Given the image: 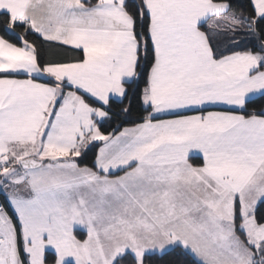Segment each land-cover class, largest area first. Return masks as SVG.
Wrapping results in <instances>:
<instances>
[{
	"label": "crops",
	"instance_id": "obj_1",
	"mask_svg": "<svg viewBox=\"0 0 264 264\" xmlns=\"http://www.w3.org/2000/svg\"><path fill=\"white\" fill-rule=\"evenodd\" d=\"M251 1L255 9V0ZM144 2L155 59L142 100L151 111L144 119L106 135L100 133L97 123L105 117L110 99L125 97V83L133 80L138 64L139 44L124 0H0V12L28 19L43 39L83 52L80 61L40 66L33 46L24 38L19 36L20 44H13L0 35V159H7L4 162L9 165L10 159L18 156L19 160L31 161L26 168H36L43 159L42 152L67 147L59 157L46 161L69 158L77 165L78 156L98 142L94 166H77L85 174L71 183L80 191L71 192L69 198L74 202L68 214L84 219L73 227V232L77 229L86 233L83 238L75 235L78 240L86 241L88 233L100 234L123 253L143 241L162 244L161 224L170 230L177 214L181 218L200 211L201 217L212 219L222 212L229 217L230 212L235 214L238 198L232 204L235 194L222 198L214 194L209 202L200 200V195L186 194L178 195L176 201L180 203L171 205V194L156 197L128 190L116 194L106 186L99 194H84L81 189L90 181L110 182L132 175L128 183L139 186L153 166H169L170 180L173 166L201 168L189 158L198 155L203 163L206 150L213 152L214 172L215 161L224 158L220 152L240 146L238 166L264 163V108L259 112H246L244 108L247 99L264 92V69H259L264 63V49L227 51L216 57L211 48V40L218 43L217 48L224 45L222 50L233 48L237 39L248 37L249 24L229 10L226 2ZM8 30L13 31L12 23ZM248 121L256 127H246ZM105 144L109 158L97 164ZM226 160L232 158L228 155ZM112 166L117 168L107 176L106 170ZM15 172L9 170L7 177L15 176ZM207 176L214 174L209 171ZM43 195L0 193V207L11 216L9 221L0 219V247L6 244L8 249L12 242L17 245L9 223L15 218L20 230L18 220H40L42 202L52 220L58 196ZM3 199L10 210L2 205ZM218 200H223L227 210L215 208ZM100 212L107 220L105 226L96 220ZM111 216L115 219L109 220ZM2 218L6 219L4 215ZM209 229L220 234L214 224ZM137 233H143L144 240ZM88 245L97 248L92 242Z\"/></svg>",
	"mask_w": 264,
	"mask_h": 264
},
{
	"label": "rangeland",
	"instance_id": "obj_2",
	"mask_svg": "<svg viewBox=\"0 0 264 264\" xmlns=\"http://www.w3.org/2000/svg\"><path fill=\"white\" fill-rule=\"evenodd\" d=\"M255 9L257 16L262 17L264 7H261V0H255ZM246 34L251 35L252 33L246 32ZM246 127L253 129L256 126L248 121ZM247 145L250 149V144ZM108 149V144L103 145L102 157L97 161V164H100L101 160L105 161L109 158ZM65 151H67V147L57 150L48 149L42 152L43 159L39 160L40 165L36 168L22 167L20 165L22 159L19 160V157L15 156L10 159L9 165H4V169H0V193L8 191V194L18 195L44 194L43 197L46 194H54L59 199V205L57 207L54 205L52 220H50L43 202L40 220L37 218L31 220L29 217L27 220L24 218L18 220L19 224L21 221L22 251L27 264H63L66 261H73L75 264H113L124 250L114 248L111 241L99 237L100 234L88 233L86 241H81L76 238L73 232V227L82 223L84 219L68 214V208L74 202L73 197L69 198L71 192L80 191L78 186L71 183L78 182V177L85 173L78 171V164L76 165L69 158L60 162L46 161V159L59 157ZM241 153L242 146L220 152L224 158L215 161L214 172L211 162L213 152L206 150L203 151L205 160L200 164L201 168L196 169L191 165L173 166L170 180L167 174L169 166H153L147 169L143 182L139 186H130L131 184L128 183V179L130 180L132 176L130 175L128 178L126 177L127 179L116 177L115 181L110 182L108 180L90 181L86 188L81 189V192L88 194L90 191V194H99L106 186L107 188L111 187L116 194L120 190H128L131 194H156V197H158L157 194H171L173 199L171 205L180 203L176 201L178 195H200V200L204 199L209 202L214 194H219V198L226 194H235L231 203L234 204L238 198L240 208L236 225L233 212H230L229 217L221 212L218 217L212 219L201 217L200 211L194 214L196 216L181 218L177 214V218H172L173 225L170 230L161 224L162 244L143 241L133 246V250L130 251L135 255L137 264H142V257L145 253L162 252L175 244L190 251L201 264H264V222L259 223L255 215L256 205L264 198V163L257 166H238ZM228 155L232 161L226 160ZM4 160L7 159L1 158L0 162L4 163ZM116 168L117 166L109 167L106 170V175L109 176V172ZM9 170H16L15 176L8 178ZM209 171L215 177L207 176ZM143 185H145L144 188H142ZM43 197L41 200L44 199ZM77 202L79 203L81 200H77ZM38 203L40 204V202ZM36 204L32 205L29 210H32ZM218 204H220L219 208ZM217 205L215 208L219 211L227 210L224 208L223 200H218ZM81 210L85 211V209ZM171 210L175 213L179 211L175 208H171ZM57 214L58 220L56 219ZM98 215L96 220L101 226H105L107 220L103 217V213L100 212ZM27 216L29 215L27 214ZM182 218L185 219V222ZM113 219L115 218L112 216L109 218V220ZM212 224L217 226L220 234L213 233L209 229ZM9 225L12 230L11 234H15V223L11 221ZM175 225L177 227H174ZM140 235L143 238V233L136 234V236ZM88 242L96 244L97 248H90ZM6 247V244L0 247V264H24L16 243L12 242L8 249ZM48 252L55 254L53 262L45 261ZM4 258L7 262L3 263L2 259Z\"/></svg>",
	"mask_w": 264,
	"mask_h": 264
},
{
	"label": "trees",
	"instance_id": "obj_3",
	"mask_svg": "<svg viewBox=\"0 0 264 264\" xmlns=\"http://www.w3.org/2000/svg\"><path fill=\"white\" fill-rule=\"evenodd\" d=\"M215 2H226L229 10L239 15L245 24H249L251 35L237 39L235 46H230L222 50L224 45H219L211 40L213 54L218 57L227 51H251L260 52L264 49V17H258L251 0H213ZM124 8L133 21V32L138 41V64L136 75L133 80L125 83L126 94L122 100L110 99L107 104L106 114L98 123V130L102 134H113L124 126L140 121L147 117L151 111L150 106L143 104L142 96L148 88V79L155 59V52L149 34V15L147 13L144 0H124ZM12 23L13 31L8 30ZM254 29V31H253ZM0 35L13 44H20V37L29 42L33 48L37 63L40 66L52 63H64L80 61L83 59V52L79 49L69 47L57 42L43 39L33 31L28 19L12 17L6 12H0ZM254 35V37H253ZM221 44V43H219ZM259 69H264V63L259 65ZM85 98V97H84ZM88 102L94 104L89 98ZM246 112H259L264 108V92L260 95L249 98L244 105ZM99 147L98 142L91 143L83 153L78 156V165L94 166V159ZM194 164H201L202 158L198 155L189 158ZM5 208H10L6 202L2 201ZM239 203L235 204V225L239 219ZM255 215L259 223L264 222V198L261 199L255 208ZM16 225V241L18 250L24 264H27L22 251V239L18 223ZM238 230V229H237ZM240 232V230H238ZM241 233V232H240ZM74 234L78 238L85 236V231L75 229ZM242 234V233H241ZM55 254L48 252L45 261L53 262ZM142 264H201L193 254L180 245H174L162 252L152 251L145 253L142 257ZM63 264H74L67 261ZM113 264H137V260L132 251H126L118 256Z\"/></svg>",
	"mask_w": 264,
	"mask_h": 264
},
{
	"label": "water",
	"instance_id": "obj_4",
	"mask_svg": "<svg viewBox=\"0 0 264 264\" xmlns=\"http://www.w3.org/2000/svg\"><path fill=\"white\" fill-rule=\"evenodd\" d=\"M20 165H21L22 167H28V166L31 165V161L28 160V159H22Z\"/></svg>",
	"mask_w": 264,
	"mask_h": 264
}]
</instances>
